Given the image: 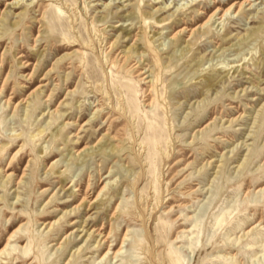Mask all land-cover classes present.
Segmentation results:
<instances>
[{
  "label": "rangeland",
  "instance_id": "374dc122",
  "mask_svg": "<svg viewBox=\"0 0 264 264\" xmlns=\"http://www.w3.org/2000/svg\"><path fill=\"white\" fill-rule=\"evenodd\" d=\"M0 264H264V0H0Z\"/></svg>",
  "mask_w": 264,
  "mask_h": 264
},
{
  "label": "bare ground",
  "instance_id": "6f19581e",
  "mask_svg": "<svg viewBox=\"0 0 264 264\" xmlns=\"http://www.w3.org/2000/svg\"><path fill=\"white\" fill-rule=\"evenodd\" d=\"M125 31V33H126V35H128L129 34V32H128V30L127 29H125V27H121V32H124ZM122 36H124V35H122ZM121 36V37H122ZM73 45H75V44H69V45H67V46H65V47H68V46H73ZM134 66V65H133ZM135 67H138V66H135ZM52 70H53V68H51L48 72H47V74L48 73H50V72H52ZM46 74V75H47ZM140 74H142V72L140 73ZM44 79V78H43ZM150 102V101H149ZM99 149V148H98ZM99 151V150H98ZM119 250V249H118ZM118 250L115 252V255H116V253L118 252Z\"/></svg>",
  "mask_w": 264,
  "mask_h": 264
}]
</instances>
